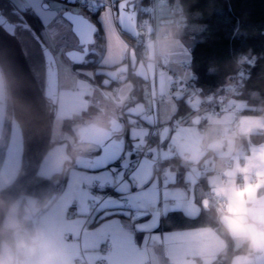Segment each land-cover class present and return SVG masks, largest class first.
<instances>
[{
	"label": "clouds",
	"instance_id": "1",
	"mask_svg": "<svg viewBox=\"0 0 264 264\" xmlns=\"http://www.w3.org/2000/svg\"><path fill=\"white\" fill-rule=\"evenodd\" d=\"M183 20V16L174 15L160 19L154 38L147 41L139 60L135 49L123 45L131 65L122 62V53L118 66L103 80L104 87L97 89L100 98L85 102L84 113L88 114L74 125V134L49 153L55 174L69 171L97 145L123 133L125 117L128 125H137L136 117L155 123L158 102L169 104L175 114L176 107L170 97L165 99L163 87L149 90V85L157 74L163 84L161 65H167L179 43ZM245 60L247 57L238 63ZM129 75L145 82L143 99L135 94L137 88ZM11 89L8 76L0 68V122L5 116L3 102L11 98ZM225 91L226 95L219 97L195 96L189 100L196 114L186 122L174 121L171 138L167 135L169 127H164L159 144L168 139L166 147L149 146L146 129L138 142L141 150L146 149L145 158H151L154 183H175L180 170H184L187 187L177 191L186 200V214L193 219L201 215L206 218L203 226L173 234L177 237L175 245L183 247L184 252L179 256L166 252L169 264H264V143L252 144V137L264 136V104L250 106L245 100L235 99L241 93L233 84L226 85ZM252 96L258 98L257 93ZM208 104L213 107H203ZM89 107L96 111L89 113ZM245 110L256 114L244 115ZM163 119L171 120V115ZM136 131L132 128L133 133ZM165 161L179 164L168 163L161 169ZM201 180L207 183V190L198 188ZM51 203L49 197H0V264H78L80 257L65 233L42 214ZM161 214L155 213L157 217Z\"/></svg>",
	"mask_w": 264,
	"mask_h": 264
},
{
	"label": "crops",
	"instance_id": "2",
	"mask_svg": "<svg viewBox=\"0 0 264 264\" xmlns=\"http://www.w3.org/2000/svg\"><path fill=\"white\" fill-rule=\"evenodd\" d=\"M10 1L17 8H29L41 21L44 38L46 34L49 35L54 45L62 44L63 35L71 29V25L60 14L67 11L72 14H80L89 20L86 14L73 13L69 9L70 6H76L75 0ZM152 4L153 14L148 26L149 37L145 40V46L149 39L154 38L159 20L169 18L168 10L159 6V0H152ZM49 5H52L53 9L47 8L48 12H43L42 6L49 7ZM97 21L103 37V53L99 61L101 68L87 69V72L83 71L82 73H85L83 79L79 76V73L68 70L71 97L64 104L67 107L65 110L68 112L65 114L66 119L79 117L84 112L85 102L89 101L88 96L94 98L93 102L100 98L99 92L93 85L94 75L103 74L105 76L101 80L103 85V80L108 78L107 73L114 71L112 69L114 66H118L117 59L122 53L125 56L122 62L131 65V58L123 49L124 44L128 45L127 40L123 38L117 28L115 13L104 8L99 11ZM66 44L70 43L65 41L64 45ZM62 57L63 55L59 56V61ZM189 61V48L179 38V43L175 46L168 61L167 71H163V84L161 85L160 75L157 74L153 85H150V89L155 86L158 91L163 87L166 94L165 99L171 98V104L175 105L176 112L179 100L183 99L189 107L188 101L195 98L193 95L186 94L181 88L173 90L174 77L188 79L189 73L182 70L181 63ZM60 62L64 70L69 69L62 61ZM6 107L7 100L3 102L4 112ZM190 110L191 114L181 118L177 117L176 112L175 114L171 113L169 104L157 103L155 109L156 121L161 125L156 137L158 144L160 133L164 127L166 125L169 127L170 130L167 135L171 138L175 131L173 122L180 119L185 122L188 121L191 116L196 114L191 108ZM253 114L256 113L253 112ZM168 115H171V120H164L163 117ZM4 119L0 122V135ZM135 119L138 120L137 125H128L127 117H125L127 130L124 134L120 133L116 136L117 141L124 142L125 149L121 158L113 166L97 172L78 170L73 167L66 171L67 179L62 190L54 195L53 202L42 213L65 233L71 248L80 257L78 264H169L166 252H171L177 256L182 255L184 252L183 247L175 245L174 241L177 237L173 234L188 230L171 232L155 230L161 217L167 212L182 211L185 214L187 213L186 200L182 193L177 191V189L187 187L184 179L182 184L178 183V176L175 183L167 185H164L162 181L154 183L155 177L151 176L152 164L150 157L141 160L130 178L126 179L123 176L124 168L128 166L139 147L140 137L143 136L145 129L149 130V122L139 120L138 117ZM134 127L137 129L135 133L132 132ZM65 139L67 140V138ZM66 140L62 142L65 143ZM261 143H264V136L252 137L254 146H259ZM59 144L61 143L53 145L43 158L38 170L39 175L50 177L55 174L50 166L49 153ZM167 145L168 139L159 147L164 148ZM94 151L92 158L98 154L97 147ZM160 167L162 169L165 166L160 165ZM156 175L158 176L159 173H156ZM203 185L207 190V183L204 180ZM199 187L203 186L198 185ZM105 188L111 189L113 195L103 201L94 214L91 215L88 205L94 198L93 192ZM197 203H199V197ZM161 205L166 206L161 207ZM157 211L162 213L159 217L155 215ZM105 247H109V251L105 252Z\"/></svg>",
	"mask_w": 264,
	"mask_h": 264
},
{
	"label": "trees",
	"instance_id": "3",
	"mask_svg": "<svg viewBox=\"0 0 264 264\" xmlns=\"http://www.w3.org/2000/svg\"><path fill=\"white\" fill-rule=\"evenodd\" d=\"M134 3L137 17L140 18L141 9L148 3V0H134ZM169 3L170 7L179 8L184 17L183 29L179 38L189 48L190 73L188 81L199 90V95L201 97L208 95L219 97L226 84L240 81L237 90L241 95L235 99L245 100L250 106L264 104V0H169ZM0 12L10 23L17 25L14 34L25 52L26 61L34 79L42 87L44 80L43 59L39 47L33 39V35H37L45 43L41 21L29 8L18 9L10 0H0ZM98 13L99 11H95L90 14V21L97 29L93 47L97 45L103 52V37L97 21ZM23 25L28 26L31 30L25 29ZM129 41L135 40L129 38ZM138 42L135 41L134 45L137 49H141L142 44ZM244 57H247V60L243 64H239L238 62ZM72 67L73 71L80 68L92 70L101 68L99 61L94 58L87 63ZM103 77H105L103 74L94 75L93 85L96 89L104 87L101 84ZM129 79L136 85L137 92L135 94L143 99L145 82L131 75H129ZM253 93H257L258 98H253ZM95 111V108L89 107V113ZM191 113L183 99L177 102V117L184 118ZM243 114L250 115L253 112L245 110ZM10 116L11 108L8 99L1 132L3 141H0V167L9 141ZM78 119L76 117L64 119L62 130L71 131V126ZM127 127L126 124L125 130ZM155 141L151 140L152 143ZM168 163L178 165L179 161H167L164 164ZM183 171L181 169L178 174L179 184L183 182ZM66 179V172L53 174L50 177L37 173L22 196H32L41 200L44 197L51 198L62 190ZM201 185L204 188L203 180ZM104 190L111 191L108 188ZM205 222L204 215L193 219L182 211H171L161 217L155 230L162 232L189 230L203 226Z\"/></svg>",
	"mask_w": 264,
	"mask_h": 264
},
{
	"label": "water",
	"instance_id": "4",
	"mask_svg": "<svg viewBox=\"0 0 264 264\" xmlns=\"http://www.w3.org/2000/svg\"><path fill=\"white\" fill-rule=\"evenodd\" d=\"M133 1L121 0L116 3V24L122 34L136 39L139 35L138 19ZM62 17L71 25V31L78 40V46H83L82 51L67 52L66 59L72 65H80L87 55V48L94 44L96 26L82 15L67 11L62 14ZM16 27L17 25L10 23L0 13V68H3L12 85L9 99L11 103L10 135L0 172L8 166L13 143L17 146L14 170L8 183L0 187V197L4 199H15L24 194L33 177L37 175L43 158L52 148V129L58 100V71L53 54L37 35H33L44 60L43 92L35 81L24 51L13 32ZM23 27L31 30L26 25ZM118 135L97 145L96 156L82 158L78 163L74 162L72 167L97 172L113 166L121 158L125 149L124 142L116 140ZM54 197H51L52 202Z\"/></svg>",
	"mask_w": 264,
	"mask_h": 264
},
{
	"label": "rangeland",
	"instance_id": "5",
	"mask_svg": "<svg viewBox=\"0 0 264 264\" xmlns=\"http://www.w3.org/2000/svg\"><path fill=\"white\" fill-rule=\"evenodd\" d=\"M168 2H169V0H167ZM116 3L117 2H115V7L114 8H112V9H110L109 7H101L100 8V10H102V9H104V8H106V9H110L111 11H113L114 13H115V21H116V18H117V14H116ZM133 3H134V1H133ZM75 5L76 6H70V10L73 12V13H81V14H86L87 16H88V18H89V21H90V14L91 13H93V12H95V11H91V10H88V9H85V8H82V7H80L79 6V4H78V1L77 0H75ZM46 6H42V8L44 9L43 10V12H48L47 11V8H45ZM80 9H79V8ZM17 8V7H16ZM50 10H52L53 9V6L52 5H49V7H48ZM163 8H167V10H168V12H167V14H168V16H170V15H174L176 18H177V13H176V11H175V6H173V8L172 7H163ZM19 9V8H18ZM99 10V11H100ZM141 11H142V9H141ZM1 13V12H0ZM152 14H153V12L151 13V17H152ZM78 15H80V14H78ZM60 16L62 17V14H60ZM144 18H147L146 16H144V14H142L141 15V17L140 18H138L137 17V25H138V23H140L141 22V20H143ZM40 20V19H39ZM91 22V21H90ZM92 23V22H91ZM117 25V24H116ZM150 25V22L148 21L147 22V27ZM117 28H118V26H117ZM118 30H119V32H120V34L123 36V38H125L126 40H127V44H128V46L130 45H134L135 44V41H138V40H143V42L145 43V40L149 37V35H148V28H147V30H146V32H142V31H140L139 29H138V27H137V31H138V37L136 38V39H134L135 41H133V42H131V41H129V38L127 39V36H125L124 34H122L121 33V31H120V29L118 28ZM13 32H14V30H13ZM52 36H53V38H54V35L52 34ZM43 38H44V35H43ZM44 40L46 41L44 44L48 47V49L51 51V53L53 54V57H54V60H55V63H56V66H57V71H58V100H57V111H56V115H55V119H54V122H53V129H52V140H51V143H53V144H58V143H63L62 141H65L66 139L65 138H67V136L68 135H73L74 134V132H73V127H74V125H76L77 123H80L81 122V120H82V115L84 114V112L79 116V117H76V118H79L78 120H76V122H74L73 123V125L71 126V131H64V130H62V123H63V120L64 119H66L65 117V114H67L68 112L65 110V108H67L66 107V105H64L65 103H67L68 102V99L71 97V95H70V93H71V88H70V84H69V80H68V70L70 71V72H73L72 70H73V65L66 59V53L67 52H69V51H71L72 50V48H74V47H76V46H78V40H76V38H75V36H74V34L72 33V31H71V29H69L64 35H63V39H62V44H63V46H61L62 44L60 43V44H57V45H54V43H53V41H52V38H49V35H47L46 34V37L44 38ZM68 42V43H70V44H66V45H64V42ZM138 43H141V42H138ZM142 44V43H141ZM61 46V47H60ZM135 46V45H134ZM62 49V50H61ZM144 49H145V45L143 46L142 45V48L141 49H137L136 48V50L140 53V54H142L143 53V51H144ZM40 50V49H39ZM24 51V50H23ZM94 52L96 53L95 54V56H94V59L95 60H97V61H100L101 60V56H102V49L101 48H99L97 45L96 46H94ZM25 53V52H24ZM61 55H63V60H62V58L60 59V61H62L63 62V64H65L66 66H68V68L69 69H67V70H64V68L63 67H61V62L59 61V56H61ZM41 56H42V54H41ZM42 59H43V57H42ZM88 61H90V59L88 60ZM87 61V62H88ZM187 63H189V62H182L181 63V68H182V70L184 71V72H186L185 70H184V68H183V64H187ZM168 64V63H167ZM43 65H44V60H43ZM74 66H76V65H74ZM167 67H168V65H166V67L165 68H163L162 66H161V68H163V71H167L166 69H167ZM76 71V73L78 74L79 73V76L83 79L84 78V74L82 73L83 71L84 72H87L88 70L87 69H76L75 70ZM74 71V72H75ZM73 72V73H74ZM189 73V72H188ZM175 78V77H174ZM173 78V79H174ZM177 78H181V77H177ZM183 79H184V77H182ZM36 81V80H35ZM44 83H45V66H44V80H43V86L41 87V86H39L40 88H41V90L44 92ZM230 83V82H229ZM145 84V83H144ZM143 90H144V87H143ZM78 91H81V90H78ZM187 94V93H186ZM189 95V94H188ZM190 96V95H189ZM88 98V100L89 101H92V100H94V98L92 99L91 98V96H88L87 97ZM10 101V100H9ZM208 105H210V104H208ZM203 107H205V108H208V109H210L209 107H207L206 105H203ZM10 108H11V103H10ZM89 110V109H88ZM6 112V111H5ZM61 116H62V118H61ZM64 116V117H63ZM71 119V118H70ZM61 120V121H60ZM10 124H11V116H10ZM157 129L159 130V128L161 127V125L158 123V125H157ZM151 123H149V130H148V136L146 137V139H147V141H148V145L149 146H156V145H159L160 146V144H158V140H157V136H158V134L156 135V136H152V137H150L149 138V135H150V133H151ZM151 140H156L154 143H152L151 142ZM53 144H52V146H53ZM7 148V147H6ZM140 147H138L137 149H136V151L139 149ZM6 150V149H5ZM136 151H135V153H136ZM92 153L94 154L95 153V151L93 152V151H91V152H89V153H87V154H85L84 156H83V158H92ZM135 153H134V156H135ZM4 158V157H3ZM134 158V157H133ZM3 161V160H2ZM141 162V161H140ZM165 163V162H164ZM161 164V165H164V166H167L166 164ZM140 164V163H139ZM2 165V164H1ZM132 175V174H131ZM130 178V177H129Z\"/></svg>",
	"mask_w": 264,
	"mask_h": 264
},
{
	"label": "built area",
	"instance_id": "6",
	"mask_svg": "<svg viewBox=\"0 0 264 264\" xmlns=\"http://www.w3.org/2000/svg\"><path fill=\"white\" fill-rule=\"evenodd\" d=\"M78 4L80 7L91 10V11H99L101 7H109L110 9L115 7V1L114 0H77ZM159 4L162 7H169L171 6L170 3L167 0H159ZM173 8V7H172ZM176 13H177V18L182 16V13L180 11L179 8L176 7L175 9ZM153 12V4H152V0H148V3L142 8V14H144V16H146L147 18H144L143 20H141L140 23H138L137 27L140 31L142 32H146L147 30V22L151 20V13ZM139 42L142 43V45L144 46L145 43L143 42V40H138ZM130 49H135V53H136V58L137 60H139L142 57V54H140L137 50L136 47L133 45H129ZM183 68L186 72L190 73V66L189 63L187 64H183ZM163 68H165V65H161ZM228 84H233L237 87L240 84V81L237 82H231ZM226 84V85H228ZM225 87L223 88V93L220 95H226V91H225ZM177 88H181L184 92H186L189 95H193V96H199V90H197L196 88H194L190 82L188 81V79H183L181 78H174V83H173V90H176ZM149 90H150V85H149ZM204 97H201V99H203ZM207 107H209L210 109L213 107V105H206ZM158 122L156 121L155 123H151V133L149 135L150 137H154L158 134L159 130L157 129ZM145 153H146V149L145 150H141V148H139L136 153L134 158L130 161V163L128 164V166L126 168H124L123 171V176L124 178H129L131 176V174L133 173V171L138 167L139 163L141 160H143L145 158ZM202 181V180H201ZM201 181L199 186L201 185ZM94 198L93 200L89 203L88 205V209L91 215L94 214V212L98 209V206L105 201L107 198H109L110 196H112V192L111 191H105L104 189L101 191H94L93 192ZM105 252L109 251V247H105ZM82 257V255H81Z\"/></svg>",
	"mask_w": 264,
	"mask_h": 264
},
{
	"label": "bare ground",
	"instance_id": "7",
	"mask_svg": "<svg viewBox=\"0 0 264 264\" xmlns=\"http://www.w3.org/2000/svg\"><path fill=\"white\" fill-rule=\"evenodd\" d=\"M16 144L13 143V149L11 148L12 150V154L10 156V160L8 162V166L4 169L1 170L0 172V187H2L4 185V181L5 180H9L13 170H14V167H15V164H16V160H17V149H16Z\"/></svg>",
	"mask_w": 264,
	"mask_h": 264
},
{
	"label": "flooded vegetation",
	"instance_id": "8",
	"mask_svg": "<svg viewBox=\"0 0 264 264\" xmlns=\"http://www.w3.org/2000/svg\"><path fill=\"white\" fill-rule=\"evenodd\" d=\"M82 49H83V46H76L75 48H74V50H77V51H82ZM91 52H94V47H93V45L92 46H89L88 48H87V50H86V57L84 58V61H83V63H87V61L90 59H92V58H94V56H95V54L94 55H92V53Z\"/></svg>",
	"mask_w": 264,
	"mask_h": 264
}]
</instances>
